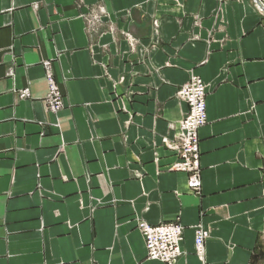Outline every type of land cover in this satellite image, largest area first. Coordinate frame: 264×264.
<instances>
[{"label":"crops","instance_id":"1","mask_svg":"<svg viewBox=\"0 0 264 264\" xmlns=\"http://www.w3.org/2000/svg\"><path fill=\"white\" fill-rule=\"evenodd\" d=\"M192 76L206 86L198 194L161 142ZM135 219L182 225L177 264H264V13L254 0H0V264H162Z\"/></svg>","mask_w":264,"mask_h":264},{"label":"built area","instance_id":"2","mask_svg":"<svg viewBox=\"0 0 264 264\" xmlns=\"http://www.w3.org/2000/svg\"><path fill=\"white\" fill-rule=\"evenodd\" d=\"M264 6V1L260 0ZM46 105L50 113H56L62 106V100L51 79H48ZM180 103L187 106V111L177 124L169 123L170 131L177 130L171 140L162 139V144L175 154L176 161L171 170L188 175L187 189L192 194H198L201 188L199 163V130L207 123L206 86L201 79L192 76L176 93ZM136 230L142 237L146 251V259L162 264H177L182 251L183 227L174 221L155 226L145 221L135 219ZM209 238V230L200 224L194 227V253L203 257L205 242Z\"/></svg>","mask_w":264,"mask_h":264},{"label":"water","instance_id":"3","mask_svg":"<svg viewBox=\"0 0 264 264\" xmlns=\"http://www.w3.org/2000/svg\"><path fill=\"white\" fill-rule=\"evenodd\" d=\"M256 6L259 8V10L264 13V6L261 4L260 0H254Z\"/></svg>","mask_w":264,"mask_h":264}]
</instances>
